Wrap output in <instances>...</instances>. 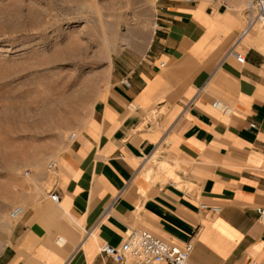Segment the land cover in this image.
Here are the masks:
<instances>
[{"label": "crops", "instance_id": "1", "mask_svg": "<svg viewBox=\"0 0 264 264\" xmlns=\"http://www.w3.org/2000/svg\"><path fill=\"white\" fill-rule=\"evenodd\" d=\"M245 3L158 1L148 44L113 61L52 182L19 189L0 264H117L100 248L132 230L191 244L190 264L264 261V29L241 37Z\"/></svg>", "mask_w": 264, "mask_h": 264}, {"label": "rangeland", "instance_id": "2", "mask_svg": "<svg viewBox=\"0 0 264 264\" xmlns=\"http://www.w3.org/2000/svg\"><path fill=\"white\" fill-rule=\"evenodd\" d=\"M158 1L0 0V251L19 189L36 173L52 182L48 166L90 120L113 61L148 44Z\"/></svg>", "mask_w": 264, "mask_h": 264}, {"label": "built area", "instance_id": "3", "mask_svg": "<svg viewBox=\"0 0 264 264\" xmlns=\"http://www.w3.org/2000/svg\"><path fill=\"white\" fill-rule=\"evenodd\" d=\"M193 2L194 0H184ZM244 15L246 18L245 30L241 37L245 36L252 28L264 29V0H246ZM237 61H242L241 56H236ZM127 86V84L125 83ZM74 135L70 137V140ZM56 168V164L51 163L48 170ZM28 174H25L27 176ZM50 200L57 204L59 197L56 193H50ZM199 210L205 219H213L218 216L221 209L218 206L201 204ZM22 208H15L11 214V219H19L23 216ZM260 219L264 220V210H257ZM192 245L187 244L184 248L162 242L147 232L129 231L126 233L124 242L119 247L103 245L100 253L112 259L117 264H190L189 255ZM253 264H264L253 262Z\"/></svg>", "mask_w": 264, "mask_h": 264}, {"label": "bare ground", "instance_id": "4", "mask_svg": "<svg viewBox=\"0 0 264 264\" xmlns=\"http://www.w3.org/2000/svg\"><path fill=\"white\" fill-rule=\"evenodd\" d=\"M148 163H149L148 165L150 166V168L147 171H145V173H146V177L149 179V176L152 173L151 168L153 166H157L159 164V162H158L157 158H153V159L151 158V161ZM173 171H174V169H173ZM168 172L172 173V168L171 169H163V175L167 174Z\"/></svg>", "mask_w": 264, "mask_h": 264}]
</instances>
